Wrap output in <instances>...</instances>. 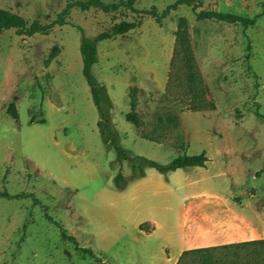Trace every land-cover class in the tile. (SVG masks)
Returning a JSON list of instances; mask_svg holds the SVG:
<instances>
[{"label": "rangeland", "instance_id": "1", "mask_svg": "<svg viewBox=\"0 0 264 264\" xmlns=\"http://www.w3.org/2000/svg\"><path fill=\"white\" fill-rule=\"evenodd\" d=\"M71 1L0 0V9L27 24H47ZM175 1L134 0L133 6L155 8L159 16ZM191 1L160 20L126 8L73 9L68 24L47 35H0V192L14 197L0 199V264H170L185 225L196 239L214 230L221 236L184 244L189 248L239 243L232 241L252 227L264 228V15L244 30L198 21L192 12L254 18L264 0ZM137 16V29L97 45L91 70L110 99L118 144L130 157L159 164L204 151L205 168L167 175L146 168L136 179L102 141L82 74L79 28L93 38ZM180 19L193 69L176 46ZM54 47L59 53L46 65ZM133 88L139 128L125 119ZM10 104L17 120L6 113ZM119 173L122 189L114 182ZM57 225L95 258L62 240ZM248 239L264 234L249 233ZM178 264H264V246L190 253Z\"/></svg>", "mask_w": 264, "mask_h": 264}, {"label": "trees", "instance_id": "2", "mask_svg": "<svg viewBox=\"0 0 264 264\" xmlns=\"http://www.w3.org/2000/svg\"><path fill=\"white\" fill-rule=\"evenodd\" d=\"M134 0H120L118 2H110L106 3L103 0H76L68 2L64 9L57 15L56 19L47 24H41L38 21H33L31 24H27V22L19 15L12 13L10 11L0 9V35L8 30H14L15 34L20 37H32L36 34L47 35L50 30L55 26H64L68 24L65 20V17L69 13V11L73 9H79L80 11H88L91 8H96L102 11L103 13H114L120 8H126L130 10L132 13L140 15V14H149L153 15L157 20L161 18H165L170 14L171 11L176 10L179 5H188L192 4L191 0H176L173 5L166 7L161 14L158 16L156 9L153 8L150 11H140L136 9L134 6ZM201 7V4L198 5ZM192 12L196 18V20H213L216 22H222L227 24H239L244 30L249 27L255 25L258 17L264 15V1L261 4V13L254 17L248 18L244 16L234 15L226 12L215 11V10H204L201 9L196 11L193 7ZM139 17L132 22L122 21L110 30L106 32H101L97 34L93 38H87L84 36V31L79 28L80 33L82 35L81 43H80V55L82 59V74L86 80V83L89 87L93 102L99 113V120L97 122V128L102 137L103 143L109 147L113 148L116 153V158L121 165L124 161H126L133 173H136V179L142 177L144 175V170L146 168H153L158 173L162 175H167L171 172H175L179 169L184 168H205L206 163L209 161L205 152L202 151L197 155L188 156L186 154L179 155L172 159L167 164H159L155 161L146 159L141 156L130 157L128 152L122 149L118 144V135L113 129L110 123V99L107 95L106 89L104 86L98 84L96 78L92 75V67L97 63V45L100 42L108 41L117 36H123L130 31H133L139 27ZM185 20L180 19L178 29L176 31V46H180V48L184 51L186 55V65L189 69L195 68L193 58L189 53V45L187 42V33H186V25ZM59 53V49L54 47L48 58L45 60V64L48 65L52 62V60ZM193 75L189 76L191 81L193 80ZM135 93L136 89H131L129 93V105L130 110L125 115V119L132 124L135 128H139V119L136 113V101H135ZM201 108H196L195 111H200ZM8 116L12 119H18V113L15 109L14 104H10L6 110ZM256 116H260L258 112H255ZM171 122L172 120H169ZM44 123V121H41ZM115 186L118 189H122L125 186V180L121 173H119L115 179ZM12 199L10 194L7 192H0V199ZM51 220V219H49ZM57 227L61 230V239L71 243L74 246L75 251L84 253L88 255L90 258H95L93 252L86 248H80L77 245L76 240L73 237L67 236L62 228L57 225ZM143 230V227H140ZM146 231V230H145ZM147 232V231H146ZM264 246V239L252 240L247 242H239V243H230L220 246L207 247V248H197L192 250L183 251L179 257V260L186 254L190 253H202V252H210L215 250H224V249H232V248H242L246 246ZM178 260V262H179ZM178 262L176 264H178Z\"/></svg>", "mask_w": 264, "mask_h": 264}, {"label": "crops", "instance_id": "3", "mask_svg": "<svg viewBox=\"0 0 264 264\" xmlns=\"http://www.w3.org/2000/svg\"><path fill=\"white\" fill-rule=\"evenodd\" d=\"M264 234V228H250V230H248V232L246 231V233L244 232V235L242 236H246L245 238H240V239H236L235 241L232 242H247V241H252L251 239H248V234ZM194 229L193 227H189L188 225H185L184 227V234H183V243L182 246L180 248V250L178 251V254L176 255V257L169 262L170 264H176L179 260L180 255L182 254L183 251L186 250H192V249H197V248H207V247H214V246H220V245H224L225 243H213V244H207V245H202V246H198V247H193V248H189V247H184V244H186L187 242L190 241H195V242H204L205 240H207L209 237L211 236H215V237H221L219 233H217L215 230L213 231V233L211 234V236L205 238V239H196L194 238ZM215 240V239H214ZM259 240V239H258Z\"/></svg>", "mask_w": 264, "mask_h": 264}]
</instances>
